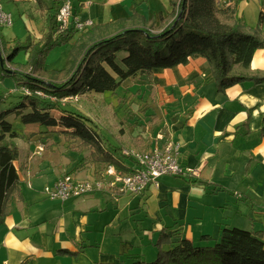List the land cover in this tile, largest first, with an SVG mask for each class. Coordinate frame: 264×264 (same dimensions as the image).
I'll return each mask as SVG.
<instances>
[{"label":"crops","instance_id":"0c3cea01","mask_svg":"<svg viewBox=\"0 0 264 264\" xmlns=\"http://www.w3.org/2000/svg\"><path fill=\"white\" fill-rule=\"evenodd\" d=\"M2 1L5 0H0V4ZM152 1L101 0L100 4L111 3L114 8L126 9L127 3L132 2L135 5L126 12L122 11V15L115 11L102 20L98 17L104 9L96 1L72 0V5L79 17L101 23L126 16L132 8L147 17L166 14L158 8H140V3L149 6ZM225 1L216 0L218 4ZM54 2L51 0L47 4L42 1L32 8L31 30H27L25 38L29 36L36 41L45 32L50 16L54 14ZM237 9L238 15L254 27L259 14H264V0H239ZM262 29L264 31V20ZM6 33L0 25V37L7 46L14 39L25 40ZM20 58L26 61L27 54L21 52L16 61L19 62ZM63 63L54 67L50 64L48 70L61 69ZM236 70L247 76L264 75V48L254 52L248 67H236ZM154 74L158 99L163 104L161 112L158 111L159 123L151 139H140L141 148H135H149L156 133L161 131L166 137L181 143L179 161L194 170L186 176H161L156 186L151 185L145 193L136 195L138 203L139 198H143L147 206L153 198L161 207L172 206L173 210L164 214L170 216V220H160L156 230L179 228L183 237L197 245H210L211 240H201L200 236L214 239L224 225L260 230L264 238V136L260 134L264 119V82L244 81L223 93L217 92L203 57L192 58L184 65L156 69ZM9 91H12L11 86L4 92ZM13 118L19 122L16 123L19 127L22 125L19 136L12 139L18 148V157L13 164L18 171L20 188L11 195L9 214L0 225V264H128L137 258L144 260L143 254L132 251L133 243L131 245L127 241L122 245L110 243L105 248L98 233L93 229L87 230L83 217L68 229L63 219L53 221L52 208L44 207L37 200L41 194L45 196L43 187L65 173L84 179L92 177L94 171L82 170L78 166L84 155L76 152L77 156L60 165L62 170L57 172L58 155L74 151L57 149L58 141L56 145L38 152V139L50 133L44 127L23 124L18 118ZM95 165L92 162L91 166ZM162 177L167 178L166 182L162 183ZM94 195L64 202L46 199L60 204L65 212L83 209L85 202H97L99 199ZM125 196L127 199H123L122 205L129 204L134 198V195ZM152 255L154 253L147 257Z\"/></svg>","mask_w":264,"mask_h":264},{"label":"trees","instance_id":"16d2710c","mask_svg":"<svg viewBox=\"0 0 264 264\" xmlns=\"http://www.w3.org/2000/svg\"><path fill=\"white\" fill-rule=\"evenodd\" d=\"M238 2L219 5L216 0H169L170 10L166 14L150 17L132 8L126 16L93 23L81 31L61 69H46V57L54 47L67 45L78 31H59L55 13L38 40L29 36L24 41L14 39L12 47L0 52L1 77L9 76L2 72L5 64L21 67L22 74H12L21 85L30 91L40 89L55 100L23 93L13 101V107L0 108V225L9 214L11 195L20 188L13 164L18 148L12 141L19 133L13 129L9 115L23 124L46 128L54 138L52 145L61 136L67 148L79 154L88 150L94 164L111 163L129 171L131 166L125 165L129 158L121 154L122 147L107 144L90 117L64 107L60 103L62 98L114 92L126 79L184 65L196 57L206 59L217 92L223 93L244 81L264 82V75L247 76L236 70L248 67L254 52L264 48V14H259L254 27L249 26L238 15ZM0 40V44L5 43L2 37ZM21 52L27 54L23 64L16 61ZM9 96L0 92V105ZM55 109L58 116L53 113ZM260 134L264 136V119ZM200 239L212 243L197 245L183 237L179 228L161 229L155 245L166 248H159L155 259L137 258L128 264H264V238L260 230L224 225L216 238L201 235ZM204 249H210L209 257Z\"/></svg>","mask_w":264,"mask_h":264},{"label":"rangeland","instance_id":"374dc122","mask_svg":"<svg viewBox=\"0 0 264 264\" xmlns=\"http://www.w3.org/2000/svg\"><path fill=\"white\" fill-rule=\"evenodd\" d=\"M42 1L47 4L51 3V0L2 1L0 4L2 10L4 12H9L12 20L11 25L3 26V32H8L6 33L7 35L9 34L8 36L14 34L19 38L24 39L27 30H31V10L37 3H42ZM94 1H96L101 9H104V12L98 17L99 20H102L104 16H112L115 11L118 12L117 15H122V11L126 12V9L135 6L134 2H132V4L127 3L125 7L126 9H122L114 8L115 6L111 3L108 5H102L100 4L101 0ZM223 3L224 2L221 4ZM143 4L144 3H140V8L142 10L158 8L162 9L164 13H167V11L170 10L169 0H153L149 6ZM58 5L59 0H55L52 12H56ZM72 12L74 15L75 11L73 10V5ZM80 32L74 35V38L68 43V45L56 46L49 51L46 57V69H49L48 65L50 64L54 67L56 65L62 66V63H65L68 49L72 47ZM0 46V52L5 53L8 48L13 46V43H9L8 46L4 43L0 44ZM0 57L2 58L1 55ZM19 60V63H25L21 58ZM0 63H2L1 60ZM2 72L9 74V76H0V92H4L9 86L12 88V91L7 92L11 95L9 96L8 101L0 105L1 109H7L13 107V101L23 94L21 89L24 86L21 85V81H18V78H14L12 75L15 74V72L18 73V75L22 74L23 68L5 64ZM153 77H155L154 73L137 75L126 79L114 92H92L74 98H62L60 103L64 104V107L74 109L79 113L90 117L92 123L99 130L102 137H104L105 142L112 147L117 145L122 147V149L130 147L135 148L138 146L141 148L140 145L142 142H140V139H142V141H144L145 137V139H151L155 134L159 123L158 111L161 112L160 107L163 105L158 99V89ZM52 101L55 100L52 98ZM53 113L57 116L59 115L56 109ZM8 120L12 123L13 129L20 132L19 129L20 127L22 128V125L20 124L19 127V125L16 124L19 122H15V119L10 115L8 116ZM51 137L52 135L50 133L38 139V144L42 146L43 150L54 145L51 143L54 140ZM58 141L59 146L57 149L71 150L66 147L61 136L58 137ZM72 151H74V153L69 152L67 154H62L61 156L58 155L57 160L60 161V163H58L59 168L57 169V172L62 170L60 165L75 158L74 155L77 156V151ZM81 154L84 155V158L80 159L78 166L81 167L82 170L88 168V171H93L96 166H91L92 162L88 156L89 151L86 150ZM84 159L86 160L83 162ZM81 161L82 163H80ZM125 163L131 165V160H125ZM166 180L167 178L165 177H162L161 179L162 183L166 182ZM94 196L99 199L97 202L96 200L94 202H85V205H83L85 207L83 209L80 207L65 212L60 204L50 202L46 199V196L42 194L37 197V200L40 201L41 205L44 207H51V216L54 218L53 221L55 222L57 219H63L66 229H68L71 224L77 223L80 218H85L88 228L87 230L93 229L95 233H98L99 238L104 241L103 246L105 248L106 245L110 243L122 245L127 241L131 245L133 243L131 250L142 253L144 258L154 253L150 259L147 257L149 260L155 259V254L159 248L165 249V245H162L161 247L155 245L160 232V230H156V228L162 220H166V222L170 220V216L166 217L164 214L167 211L171 212L173 210L172 206L166 208L161 207L156 200H153L154 198L148 201L147 206L143 198H139L138 203V196L136 195H134L133 200L126 205H122L123 199H127L123 194L112 195L111 193L109 194L108 192L103 191L96 192ZM49 213L50 212H48V214ZM131 250L127 251V253ZM152 250H155V252H152ZM209 250L210 249L203 250L208 257L210 253L207 251ZM1 254L2 250H0V255Z\"/></svg>","mask_w":264,"mask_h":264},{"label":"built area","instance_id":"2783aa9c","mask_svg":"<svg viewBox=\"0 0 264 264\" xmlns=\"http://www.w3.org/2000/svg\"><path fill=\"white\" fill-rule=\"evenodd\" d=\"M54 16L59 31L72 28L80 32L94 23L90 18L73 15L72 0H59ZM11 23V14L4 12L0 5V25L9 26ZM22 92L29 95L33 93L50 100L54 99L40 89L30 91L22 87ZM180 149V142L166 137L160 131L156 133L154 142L147 149L130 147L121 150L124 157L131 159L132 166L129 171L118 169L111 163L96 164L92 177L78 179L70 173H65L53 183L45 185L43 193L49 200L59 202L103 191L112 195H141L151 185L156 186L161 176H186L194 173L192 168L180 163ZM37 150L38 152L43 151L42 146L39 145Z\"/></svg>","mask_w":264,"mask_h":264}]
</instances>
